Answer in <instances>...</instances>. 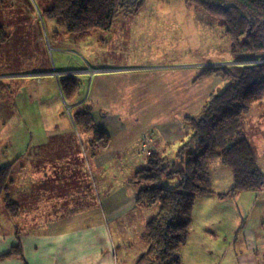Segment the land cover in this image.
<instances>
[{
  "label": "crops",
  "instance_id": "crops-1",
  "mask_svg": "<svg viewBox=\"0 0 264 264\" xmlns=\"http://www.w3.org/2000/svg\"><path fill=\"white\" fill-rule=\"evenodd\" d=\"M165 3L183 7L184 14L191 15L181 1ZM125 54L140 57L138 52ZM231 57L234 63L245 62L237 59L240 55ZM199 65L184 69L181 63L141 65L128 60L92 70V85L86 93L93 105L92 117L110 135L108 148L95 156L86 147L87 136L65 114L53 82L31 79L25 84L29 90L23 86L12 93L7 100L11 115L0 129V168L14 164L8 193L20 205L19 217L31 216L40 229L33 230L31 236L20 233L17 225L0 231V255L21 242L24 256V260L9 258L0 264H103L112 259L116 243L106 220L123 216L125 211L143 210L133 197L132 184L134 170L147 163L142 157L148 151L142 153V147L148 144L151 149L159 143L162 148L158 150H162L172 146L183 135L181 118L202 107L205 95L201 90L210 92L215 85H222L221 78L215 76L206 79L203 89L194 84ZM255 107L264 115V100ZM254 111L245 119V137L264 172V117L256 119L257 133L248 132ZM55 164H59L57 168L67 164L68 178L57 176ZM227 169L218 161L211 168L209 165L216 192L233 185V175ZM88 177L95 190H88L93 184ZM14 186L20 190L12 195ZM151 207L156 210H146V223L158 212L156 204ZM1 209L4 212L2 201ZM232 218L236 223L230 224ZM16 221L19 226L25 225L24 220L21 225ZM190 243L193 249L205 244L226 255L234 250L235 262L241 258L244 264H264V188L223 199L214 194L197 197L189 240L180 251L182 263ZM218 256L219 262L212 264H223V257Z\"/></svg>",
  "mask_w": 264,
  "mask_h": 264
},
{
  "label": "trees",
  "instance_id": "trees-1",
  "mask_svg": "<svg viewBox=\"0 0 264 264\" xmlns=\"http://www.w3.org/2000/svg\"><path fill=\"white\" fill-rule=\"evenodd\" d=\"M148 0H52L42 12L48 20L61 24L68 33L86 36L95 30H110L120 16H136ZM166 1V0H160ZM215 19L230 41L233 53H242L240 61H257L264 54V0H182ZM9 33L0 27V52L8 47ZM0 68V74H2ZM219 77L223 86L213 93L202 109L184 119L185 135L176 149L182 168L169 164L163 152L154 151L144 167L133 174L137 203L160 204L157 214L146 224L148 246L136 264H181V247L189 238L196 199L214 194L223 199L238 192H258L264 188V172L255 151L245 137V119L264 100V63L234 66H208L200 77ZM65 102L81 95L78 76L66 75L59 80ZM0 80V93H3ZM92 106L82 103L72 111L76 128L93 135L92 155L105 151L110 138L93 120ZM218 161L233 175V185L226 192L213 189L209 165ZM10 164L0 168V201L9 216H17L19 203L10 197ZM177 176V177H175ZM165 177L177 178L173 189L161 186ZM136 185V184H135ZM19 237L18 234H16ZM24 260L21 242L0 255Z\"/></svg>",
  "mask_w": 264,
  "mask_h": 264
},
{
  "label": "rangeland",
  "instance_id": "rangeland-1",
  "mask_svg": "<svg viewBox=\"0 0 264 264\" xmlns=\"http://www.w3.org/2000/svg\"><path fill=\"white\" fill-rule=\"evenodd\" d=\"M174 1L183 2L182 0H172V2ZM51 3L52 0H0V27H3L11 36L8 43L10 47L0 52V68L3 71L0 74V80L4 85L3 93H0V129L7 122L4 119L9 118L11 115L9 113L11 104H8V98H12L11 94L20 90L25 84L30 83L31 79L33 81L35 78L45 79L46 83L53 82L63 100L65 114L73 121L72 111L79 107L80 104L89 103L93 111L91 100L86 95L92 85L94 75L92 70L106 63L113 62V65H120L128 60H136L137 64L141 65H172V63H181L185 64L184 69H191L192 67L188 66L201 64L197 70L200 73L208 66L264 63L263 58L258 59V61L249 60L239 64L234 63L231 55L235 57L236 53L232 52L229 39L223 29L214 21L215 19L208 17L198 8L187 6L184 2L187 10L191 11L189 17L184 14L183 7L167 6L165 1L160 0H148L139 15H120L115 19L110 30H95L86 36L68 33L61 24L54 20L46 19L42 12L49 8ZM125 52H138L140 57L137 55L135 58L134 55H127ZM263 55V53H258L248 57L254 56L258 58L263 57ZM153 71L149 70V72ZM66 75L78 76L82 88L80 93L83 94V97L79 95L77 99L65 102L59 80ZM207 78L212 77H200L199 74L193 83L200 85V89H203L207 86ZM221 84L220 87L223 86L222 82ZM24 88L29 90L28 85ZM217 91H220L218 85H215L210 92L209 89L201 90V94L205 95V98L201 100L200 106L203 107L209 97ZM16 94L14 93L13 96ZM78 101L81 103H78ZM202 107L197 111L194 110L195 112L193 111L192 115H186L181 118L183 135L179 137L177 142L174 141L172 146L169 144L162 150H158L162 148L159 143L155 144L156 146L151 149L146 144L142 147V153L148 152L142 158L146 161L151 152H163L168 157L169 164H176L175 168H182V163L176 158L175 153L177 146H179L185 135L184 119L196 115ZM254 110L252 112L254 120L252 128L248 127V132L251 131V135L257 133L258 130L256 119L264 117L258 107H254ZM14 111H16V108H14ZM84 134L87 136L86 147L91 149L92 153L93 149L90 141L93 135L90 132H84ZM107 135L110 138L108 133ZM247 137H250V135ZM139 145L142 146V144ZM146 148L148 149L146 150ZM55 166L58 173L57 176L68 178L65 169L67 164L64 165L65 168H57L59 164H55ZM123 171L125 175L126 170ZM92 172L94 173V171ZM107 175L105 174V176ZM175 177L163 178L161 186L166 189L175 188L177 182ZM88 181L90 183L93 182L92 178L89 177ZM132 184L134 186L133 197L137 202V187H139V183H135L136 185ZM108 186L104 188L105 191ZM17 189V186H14L11 194L14 195V192L20 190ZM91 189L95 190L94 182L92 188H88V190ZM137 205L142 207L143 210L125 211L123 216L106 220V228L111 233V237L115 239V246H119L117 248L114 246L112 259L110 257L104 260L103 264H136L138 258L145 252L148 246L146 210L155 211L156 207L144 206L139 203ZM156 205L159 209L160 204L156 203ZM3 206L4 212L2 209L0 210V231H8L13 227L12 225H17L20 233L31 236L33 230L36 228L37 230L40 229L39 225L32 222L31 216L19 217L20 209L16 211V218L12 219L7 216L9 212H7L4 203ZM7 217L9 218L7 219ZM9 219L10 222H7ZM17 219L20 220V225L21 220H24L25 225L19 226ZM44 221L45 218L43 219ZM236 221V218H232L230 224L236 223ZM105 243L109 244V240L105 239ZM219 252V249L206 247L205 244L201 249H193L190 243L184 257L185 261L182 264H212L213 262H219L218 255L223 257V264H244L241 263V258L236 262L234 261V250H230L227 255Z\"/></svg>",
  "mask_w": 264,
  "mask_h": 264
}]
</instances>
